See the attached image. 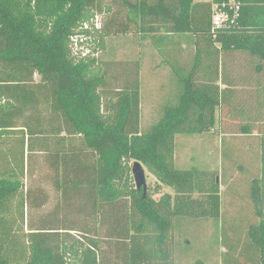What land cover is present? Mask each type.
Here are the masks:
<instances>
[{
  "label": "trees",
  "instance_id": "16d2710c",
  "mask_svg": "<svg viewBox=\"0 0 264 264\" xmlns=\"http://www.w3.org/2000/svg\"><path fill=\"white\" fill-rule=\"evenodd\" d=\"M225 1L0 0V138L20 133L16 159L27 172L42 153L62 197L38 213L49 195L36 185L26 188L21 204L36 212L26 221L22 215L21 239L14 200L24 182L8 168L0 173V264H178L176 220L234 218L233 183L247 188L240 214L251 220L242 228L233 220L223 224L221 264H264V0H236L237 24L213 31L212 6ZM98 14L102 28L85 29ZM170 21L182 25L163 30L160 24ZM132 32L152 39L181 83L177 102L164 105L144 132L138 75L124 67L125 84L109 95L114 70L100 57L109 37ZM168 33L193 38L190 64L164 51L160 41ZM77 34L94 39L86 55L73 51ZM211 132L222 135L223 146L240 135L254 138L257 148L244 153L225 145L229 162L222 170L178 168L176 136ZM135 161L156 177V193L161 186L174 193L158 199L138 189Z\"/></svg>",
  "mask_w": 264,
  "mask_h": 264
},
{
  "label": "rangeland",
  "instance_id": "374dc122",
  "mask_svg": "<svg viewBox=\"0 0 264 264\" xmlns=\"http://www.w3.org/2000/svg\"><path fill=\"white\" fill-rule=\"evenodd\" d=\"M108 40L109 42L107 44V48L105 50H102V53L100 52V57L104 65L114 70L113 72L115 77L112 78L110 74L111 79L109 84H111V86H107V88L112 91H110L109 95L113 96L114 93L118 92L117 87H122L125 84L126 81L124 77H126V75L124 67H127L129 76L132 77L135 75L136 78V75H138L141 85L140 127L141 131L144 132L158 120L161 114L162 107L164 105L159 106L157 105V103L151 104L150 100L143 101L142 34L132 32L128 34H118L115 36L112 35L107 39V41ZM94 47L95 43L93 37L88 39L83 44L81 43V40L78 42L76 40L73 45V51L77 53H81L83 51L88 52L89 49H94ZM237 57H239L237 58V60L239 61V66L241 67V69L239 68V70L244 73L243 71L245 70L242 69L241 63V59L243 57L242 55ZM137 60H139V63H141L139 74H136L135 70L132 71L133 67L138 64L136 63ZM156 62L157 59H155L154 63ZM153 67L154 66H149L148 69L153 71ZM117 76L119 77L116 78ZM122 77L124 79H121ZM173 91H175V86H173ZM168 103H176V99H172ZM20 140L21 138L19 132L12 135H3V137L0 138V173H3L6 168H8V170L6 171L8 175H12L13 172H16L15 176L24 182L23 191H21L14 200V218L15 220H17V228L15 229V231L21 239H24L25 233L27 231L25 224L20 222V219L23 215V218L26 221L28 214H31V211L33 213L36 212L35 209L31 210L25 206L23 207L21 204V200L25 201L26 188L32 185H36L49 195L48 203L43 208L37 210L38 213L47 212L48 210H50L57 203L58 194L56 193L51 181L49 180V171L47 170V165L44 161L42 153H37L34 155L35 157L32 171L29 169V171L27 172V167H24V170L22 169L21 159H19V157L16 159V153L20 148ZM175 143V164L178 168L181 169L198 168L201 170H222L224 166L223 163L229 162L228 159L223 160L224 157L222 154H224V150L222 151V149H224L225 145H230L236 150L244 153L247 151V149L249 148L248 146L250 145H253L257 148V145H254V143H256V140L254 138L241 137L240 135L232 137L228 136L223 146L222 135L220 133L214 132L198 135L178 134L176 136ZM254 147L250 148L251 150H253V152L256 151ZM17 154L20 156V153ZM26 164L27 160L25 161L24 165ZM144 168L146 171L147 192L152 193L153 196L158 199L162 193H174V190L171 187L167 186H161L160 193H156V186L158 184V181L156 177L148 171L146 166H144ZM237 186V184L233 183L228 193L231 197L232 204L234 205L235 209L233 211V214L235 216L234 218H232L229 213H227V215L223 213L219 221L202 218H178L176 220L173 238L176 244L175 255L177 259L175 257V260L178 264H190L197 259H202L206 264H221L223 258L227 256V250L225 245L223 244L225 242L227 234L225 233L223 224L227 226L229 222L233 220L234 222H237V227L239 226L240 228H242L241 223L251 220L248 215L240 214L241 201L244 199V195H246L247 188L246 186H242L241 188ZM222 195L224 200L228 198V195H225L224 193ZM227 207L229 210H231V207ZM226 216H228V218H226ZM226 219H228L229 221L227 220V222L223 223V221H225Z\"/></svg>",
  "mask_w": 264,
  "mask_h": 264
},
{
  "label": "crops",
  "instance_id": "0c3cea01",
  "mask_svg": "<svg viewBox=\"0 0 264 264\" xmlns=\"http://www.w3.org/2000/svg\"><path fill=\"white\" fill-rule=\"evenodd\" d=\"M208 1L211 0H196V2ZM148 2L149 5H151L156 3L157 0H148ZM172 9L173 12L174 10L179 12L181 8L177 7L176 9L172 7ZM184 23L185 22H183V24ZM160 25L163 30H171L179 28L182 23L170 21L164 22L163 24L161 23ZM160 45L163 47L164 51L171 56L172 60L178 59L182 64L187 62V64H190V56L195 55L196 46L194 40L186 35L168 33V35L160 41ZM155 59H157L156 63H154ZM163 59L164 58H162L157 48L154 46L152 39L143 38V101L150 100L151 104L157 103L159 106L169 104L168 102L172 99H176L177 102L181 84L179 76L174 73L172 68L166 61H163ZM149 66H154L153 71L148 69ZM219 83L222 88L225 87V84L221 81ZM173 86H175L176 92L173 91ZM47 170H51L48 164ZM58 199H62L61 194L58 195Z\"/></svg>",
  "mask_w": 264,
  "mask_h": 264
},
{
  "label": "built area",
  "instance_id": "2783aa9c",
  "mask_svg": "<svg viewBox=\"0 0 264 264\" xmlns=\"http://www.w3.org/2000/svg\"><path fill=\"white\" fill-rule=\"evenodd\" d=\"M239 8L240 5L236 0H229L228 2H223L221 5L214 3L212 6V29L215 31L220 28H229L237 24V19L239 17ZM103 26V17L102 15H96L92 20V23L86 22L84 24L85 29L100 30ZM82 34H77L72 37L73 45L77 40L81 42L85 40ZM77 45V43H76ZM75 45V46H76ZM89 51V50H88ZM83 55L88 54V52L82 53Z\"/></svg>",
  "mask_w": 264,
  "mask_h": 264
},
{
  "label": "water",
  "instance_id": "95a60500",
  "mask_svg": "<svg viewBox=\"0 0 264 264\" xmlns=\"http://www.w3.org/2000/svg\"><path fill=\"white\" fill-rule=\"evenodd\" d=\"M132 174L136 187L138 189H143L146 193L147 191V181H146V171L143 164L139 161H135L132 166ZM219 180V178H218Z\"/></svg>",
  "mask_w": 264,
  "mask_h": 264
}]
</instances>
